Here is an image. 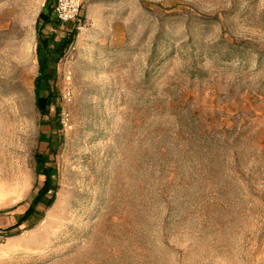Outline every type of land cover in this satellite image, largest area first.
<instances>
[{"label": "rangeland", "instance_id": "obj_1", "mask_svg": "<svg viewBox=\"0 0 264 264\" xmlns=\"http://www.w3.org/2000/svg\"><path fill=\"white\" fill-rule=\"evenodd\" d=\"M72 2L0 0V264H264V0Z\"/></svg>", "mask_w": 264, "mask_h": 264}, {"label": "trees", "instance_id": "obj_2", "mask_svg": "<svg viewBox=\"0 0 264 264\" xmlns=\"http://www.w3.org/2000/svg\"><path fill=\"white\" fill-rule=\"evenodd\" d=\"M51 11H48L47 14L41 13L38 16L37 22H36V29L38 31V46H37V57H38V77L36 79L35 83V89H34V95H35V106L40 113L42 117L48 115V108L53 105L54 99L52 96V93L50 92V88L48 86V79L50 78V72L48 71L50 68L51 62H57L58 59L61 58L63 50L69 44L72 43L75 31L72 30L68 35H66L64 38L60 39L57 43H54V46H51L53 43V39L51 37H45L41 36V29L43 26L48 24L50 22L51 17ZM59 22V21H58ZM55 54V58H52L50 54ZM52 55V54H51ZM41 83H44L46 86V89L48 90L47 96H41L40 90H41ZM57 127H60L59 122H57ZM58 127V128H59ZM35 158L37 159V162L41 166L40 170H38V175L43 176L44 181L42 187L38 190L37 194L35 195L32 203L27 208V210L22 214V216L18 219L15 225L10 226L5 229H0L3 233H9L13 229L19 227L25 220H27L31 215L35 213V207L39 204H45L47 207L51 205L53 195L51 200L47 201L45 197L48 195L50 191L54 189V186L52 185V170L51 168L44 165L45 158L43 154H36Z\"/></svg>", "mask_w": 264, "mask_h": 264}, {"label": "built area", "instance_id": "obj_3", "mask_svg": "<svg viewBox=\"0 0 264 264\" xmlns=\"http://www.w3.org/2000/svg\"><path fill=\"white\" fill-rule=\"evenodd\" d=\"M55 12H56L57 19H59L62 22H66V21L71 20L73 17L77 15L78 7L77 5H74V4L65 5L64 3L59 1L55 8Z\"/></svg>", "mask_w": 264, "mask_h": 264}, {"label": "bare ground", "instance_id": "obj_4", "mask_svg": "<svg viewBox=\"0 0 264 264\" xmlns=\"http://www.w3.org/2000/svg\"><path fill=\"white\" fill-rule=\"evenodd\" d=\"M62 202V201H61Z\"/></svg>", "mask_w": 264, "mask_h": 264}]
</instances>
